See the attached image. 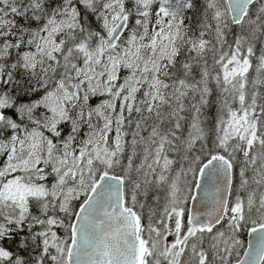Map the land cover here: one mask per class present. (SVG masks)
<instances>
[{"label":"snow or ice","instance_id":"1","mask_svg":"<svg viewBox=\"0 0 264 264\" xmlns=\"http://www.w3.org/2000/svg\"><path fill=\"white\" fill-rule=\"evenodd\" d=\"M0 264H264V0H0Z\"/></svg>","mask_w":264,"mask_h":264}]
</instances>
